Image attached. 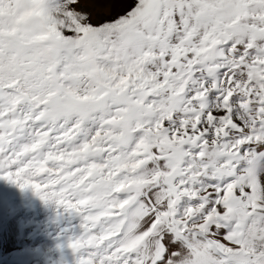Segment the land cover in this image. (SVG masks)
Wrapping results in <instances>:
<instances>
[{"label":"snow or ice","instance_id":"1","mask_svg":"<svg viewBox=\"0 0 264 264\" xmlns=\"http://www.w3.org/2000/svg\"><path fill=\"white\" fill-rule=\"evenodd\" d=\"M0 179L75 264H264V0H0Z\"/></svg>","mask_w":264,"mask_h":264},{"label":"rangeland","instance_id":"2","mask_svg":"<svg viewBox=\"0 0 264 264\" xmlns=\"http://www.w3.org/2000/svg\"><path fill=\"white\" fill-rule=\"evenodd\" d=\"M105 5L84 8L103 12ZM95 23V20H93ZM79 217L43 202L32 189L0 179V264H75L68 237L79 235Z\"/></svg>","mask_w":264,"mask_h":264}]
</instances>
